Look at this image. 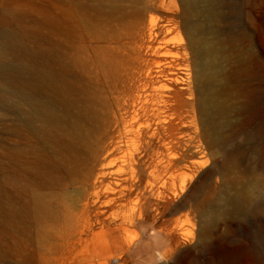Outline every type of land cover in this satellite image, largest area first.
<instances>
[{
    "label": "bare ground",
    "instance_id": "obj_1",
    "mask_svg": "<svg viewBox=\"0 0 264 264\" xmlns=\"http://www.w3.org/2000/svg\"><path fill=\"white\" fill-rule=\"evenodd\" d=\"M129 2L52 0L50 16L36 28L35 50L21 28L26 15L0 9V109L18 121L3 124L0 142V264L23 253L22 236L36 240L65 226L77 234L105 185V173L87 169L108 159L115 164L118 152L132 175L118 201L132 205L141 195L139 213L130 216L138 222L155 203L153 189L141 185L150 170L208 151L222 159L206 173L211 177L262 157V59L251 33L239 30L240 45L229 30L222 37L218 0ZM172 4L175 18L159 24L151 17ZM252 23L259 28L264 16ZM176 30L183 32L178 39ZM246 75L255 83H244ZM242 114L254 117L251 131ZM193 124L202 126L196 134ZM212 199L196 203L207 207ZM223 203L219 214L200 220L204 264H246L230 247L241 240L253 262L264 264V198L246 190L226 194Z\"/></svg>",
    "mask_w": 264,
    "mask_h": 264
},
{
    "label": "rangeland",
    "instance_id": "obj_2",
    "mask_svg": "<svg viewBox=\"0 0 264 264\" xmlns=\"http://www.w3.org/2000/svg\"><path fill=\"white\" fill-rule=\"evenodd\" d=\"M51 1L0 0V9L7 8L17 14L26 15L21 22V28L30 40L31 50H35L36 28L39 26L40 18L50 16ZM129 1L121 0V3L128 5ZM218 2H222L220 10L221 15L224 14L217 22L222 37H225L229 31L233 32L238 37L236 40L235 36V44L240 45L238 36L240 29L247 30L253 36L254 49L259 52L262 59L260 71L263 75L259 78V83L264 100V24L262 23L258 28L256 23H252V19L264 16V3L261 0H218ZM157 8L152 11L151 17L159 24L165 23L167 17L175 18L174 4L170 7ZM182 35V31L176 30L172 38L178 39ZM183 76L188 84L189 76L187 74ZM246 77L247 75L243 78L244 83L247 82L249 85L255 83L254 77ZM238 118L247 124L249 131L252 130L248 125L254 123L252 115L242 114L238 115ZM17 123L15 114L0 109V142L3 136V124ZM260 123L264 124V115ZM201 128V124L189 125V131L194 134ZM244 136L245 133L241 131L237 140L242 142ZM1 152L0 145V179L3 164ZM115 157L118 158L115 164H110V159L104 161L102 166L94 167L88 164V171L100 175L105 173V185L100 188V195L94 197L95 206L92 205V210L85 216L83 223L76 226L82 227L79 231L77 229V234H70L71 230L65 226L43 237L37 236L36 240L31 236H22L23 253L20 256L14 254V257L8 258L5 263L18 264L22 261L21 264H153L155 254L146 246L145 241V236L148 235L145 231L147 229L152 234H160L167 241L164 264H179L180 260H187L191 264L198 262L204 264L208 261L209 255L203 253L198 240L202 216L210 212L218 213L224 206L225 195L229 193L237 196V192L241 191L246 195L248 190L254 191L257 200L264 198V150L259 161L251 156L240 164V168L228 173L214 174L211 177L206 173L212 170L213 164L222 163V159L213 160L206 151L190 156L184 162L187 165L182 162L183 164L160 172L150 170L143 177L142 188L153 189L155 203L149 209L147 216L138 222L131 220L130 216L139 213V207L143 204L141 195L135 198L134 205L118 201V190L123 185L128 186L132 175L128 168L121 167L122 153L118 152ZM207 160L211 163L201 168ZM230 186L231 192H227ZM207 194L213 197L207 207L196 203ZM1 195L0 181V197ZM183 203L185 206L180 207ZM133 206L136 208L133 209ZM172 228H175V231L170 232ZM132 236H138V239L131 240ZM246 242L245 240L232 242L230 247L233 251L244 254V263L260 264L253 262V258L250 257L251 251L248 249L249 242Z\"/></svg>",
    "mask_w": 264,
    "mask_h": 264
},
{
    "label": "clouds",
    "instance_id": "obj_3",
    "mask_svg": "<svg viewBox=\"0 0 264 264\" xmlns=\"http://www.w3.org/2000/svg\"><path fill=\"white\" fill-rule=\"evenodd\" d=\"M145 231L148 232V235L145 236L146 246L155 254L153 264H164L167 254V241L160 234H152L147 229ZM136 239H138V236L131 237V240Z\"/></svg>",
    "mask_w": 264,
    "mask_h": 264
}]
</instances>
